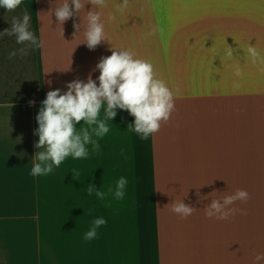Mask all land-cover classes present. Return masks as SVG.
Wrapping results in <instances>:
<instances>
[{"label": "crops", "instance_id": "crops-1", "mask_svg": "<svg viewBox=\"0 0 264 264\" xmlns=\"http://www.w3.org/2000/svg\"><path fill=\"white\" fill-rule=\"evenodd\" d=\"M63 2L21 3L40 44V91L0 102V264H264L254 261L264 253V63L248 52L255 47L264 57V0H128L123 11V0H106L103 8L85 3L60 24L54 9ZM90 10L105 25L106 40L94 50L84 42ZM113 49L152 62L175 93L170 119L141 139L127 129L134 117L117 108L109 132L93 136L98 151L86 145L88 157L69 156L32 176L43 150L34 146L36 115L47 92L62 94L68 82L89 76L99 85L96 65ZM98 118L105 119L103 107ZM121 176L123 199L87 194L89 184L115 189ZM236 189L250 199L230 207L247 215H205L212 199ZM180 200L195 207L187 218L170 211ZM96 217L107 223L86 241Z\"/></svg>", "mask_w": 264, "mask_h": 264}, {"label": "clouds", "instance_id": "clouds-1", "mask_svg": "<svg viewBox=\"0 0 264 264\" xmlns=\"http://www.w3.org/2000/svg\"><path fill=\"white\" fill-rule=\"evenodd\" d=\"M21 3L22 0H0V6L7 12H14ZM85 3L97 8L106 6V0H71L70 7L69 0H64L54 9V14L59 23L63 24L74 13L84 9ZM127 7L128 0H123L118 10L123 11ZM30 19L29 13L25 10L20 17L11 18L10 28L0 32V39L15 36V42L24 45L10 51L9 58L15 57L17 53L26 56L33 46H40L33 32L29 30ZM86 20L84 42L90 50H94L106 40L105 25L98 11H88ZM73 27L79 31L81 25L74 24ZM152 34L154 33H148ZM233 51L234 49L230 50L229 55H232ZM248 52L254 63H264V57H261L255 47H249ZM96 68L99 69L97 77L99 85L89 76L87 82L79 79L68 82L67 91L62 94L59 88L47 92L46 98L42 101L43 106L36 115L38 128L35 132L39 139L34 146L43 150L34 155L30 173L32 176L51 173L54 166L59 167L69 156L74 159L88 157L86 145L90 144L94 152L98 151L100 144L93 136L102 138L109 132L107 121L116 116L117 108L127 110L134 117V121L128 124L127 129L140 134L141 139H147L149 135L158 132L162 123H166L175 111V93L165 81L157 77L152 62L138 58L132 50L113 49L111 55L99 60ZM235 74L237 76L243 74L239 66L236 67ZM102 107L105 119L98 118ZM81 122L85 126L77 130L76 126ZM127 183V179L121 176L116 181L115 189L109 187L105 192L89 184L86 191L89 196L94 194L101 201L106 200L110 194L120 200L124 198ZM249 199L250 195L246 190L236 189L234 193L221 199H212L205 209V215L218 220H227L238 212L247 215L245 209L230 206L236 201L247 202ZM170 211L181 218H187L193 214L195 207L180 200L172 204ZM106 223L103 217H96L92 221V227L84 233V240L95 239L97 229ZM260 260H264V253H257L254 257L255 262Z\"/></svg>", "mask_w": 264, "mask_h": 264}, {"label": "rangeland", "instance_id": "rangeland-1", "mask_svg": "<svg viewBox=\"0 0 264 264\" xmlns=\"http://www.w3.org/2000/svg\"><path fill=\"white\" fill-rule=\"evenodd\" d=\"M0 48L4 49L5 54L7 55L5 58H8L9 62L12 63L13 65H18L19 67L21 65H25L26 67L30 66V62L28 61V56H21L19 53L15 57L9 58L8 53L14 49H19L23 47L24 45L16 46V44L12 43L11 41H6L4 40L3 42L0 43ZM7 46V47H5ZM0 57L2 56V53L0 51ZM7 60H2L0 61V98L3 99H8L10 97L20 99V98H28V97H34L37 92V85H33V82L36 81V75L32 73L31 69H27L24 73L23 78H20L19 74L18 76L10 77L6 74L4 68L5 62ZM22 63V64H21ZM14 72L19 73L23 72L21 69H18L17 67L14 66ZM20 78V79H18ZM22 80V81H27L24 82L23 84L17 85V81ZM35 83V82H34ZM248 169L250 167V164L246 166Z\"/></svg>", "mask_w": 264, "mask_h": 264}, {"label": "trees", "instance_id": "trees-1", "mask_svg": "<svg viewBox=\"0 0 264 264\" xmlns=\"http://www.w3.org/2000/svg\"><path fill=\"white\" fill-rule=\"evenodd\" d=\"M1 7V6H0ZM25 11L23 5L21 4L19 6V8H17L14 12H7L6 9H1L0 12H3L2 14H0V32H2L4 29H7V28H10L11 27V18L13 16H17V17H20L21 14ZM29 30L32 31V28L31 26L29 27ZM4 40L6 41H11L12 43L16 44V46H20V44H17L15 42V36H12V37H3L2 39H0V43L3 42ZM1 47V46H0ZM7 47V46H5ZM0 51L2 53V56L3 57H0V61L2 60H7L5 62V66L6 68H4L6 74L8 76H12V75H16L18 76L17 74H19V76H23L25 71L29 68L31 69L32 73H34L36 75V72L38 71V68L36 66V53H35V46H33L30 51H29V54L27 55L28 56V61L30 62V66L26 67L25 65H21L20 67L18 65H13L12 63H10L8 60V58H5L7 55L5 54L4 52V49L3 48H0ZM22 64V63H21ZM14 66L17 67L18 69H21L23 72H17L15 73L14 72ZM25 70V71H24ZM12 76V77H14ZM20 78H23L21 77ZM18 78V79H20ZM24 82H27V81H22V80H18L17 81V85H20V84H23ZM33 85H37V92L40 91V86L36 83L33 82ZM21 101H27V97L26 98H13V97H10L8 99H3V98H0V102H21Z\"/></svg>", "mask_w": 264, "mask_h": 264}]
</instances>
